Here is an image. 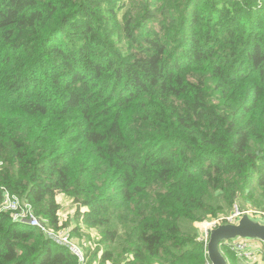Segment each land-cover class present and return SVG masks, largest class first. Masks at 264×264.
<instances>
[{
	"label": "trees",
	"instance_id": "16d2710c",
	"mask_svg": "<svg viewBox=\"0 0 264 264\" xmlns=\"http://www.w3.org/2000/svg\"><path fill=\"white\" fill-rule=\"evenodd\" d=\"M0 162V205L58 230L65 194L125 264H209L190 224L264 198V0H0ZM0 264L79 262L0 210Z\"/></svg>",
	"mask_w": 264,
	"mask_h": 264
},
{
	"label": "rangeland",
	"instance_id": "374dc122",
	"mask_svg": "<svg viewBox=\"0 0 264 264\" xmlns=\"http://www.w3.org/2000/svg\"><path fill=\"white\" fill-rule=\"evenodd\" d=\"M56 202L60 206L57 215L59 217L58 226L61 227L58 230L70 231L71 241L75 244H80L81 241L87 243L88 246L84 247L86 264H125L126 259L130 256L119 253L120 250H123L124 246L121 240H117L115 243L105 241L102 235L104 228L96 226L87 227L83 224L79 219L80 217H76L77 210L71 197L65 194H58L56 196ZM215 206L214 213L208 214L204 219L194 221L190 224L197 233V239L205 245L209 239L210 229L220 224L231 223L229 219L236 209L240 213V216L242 213H247L251 219L264 223V198L259 197L258 194H252L250 198L247 196H238L233 200L231 205H227L221 198H217L215 200ZM86 210L87 208L83 207L80 211L84 212ZM51 229L48 230L52 231ZM53 230L56 231L57 229ZM52 232L55 233L54 231ZM223 244V246H228L233 249L234 253H231L230 257H233L235 264H264V243L259 240H226L223 241ZM106 247L110 248V251H108L111 255L110 257L105 255Z\"/></svg>",
	"mask_w": 264,
	"mask_h": 264
},
{
	"label": "built area",
	"instance_id": "2783aa9c",
	"mask_svg": "<svg viewBox=\"0 0 264 264\" xmlns=\"http://www.w3.org/2000/svg\"><path fill=\"white\" fill-rule=\"evenodd\" d=\"M1 166V162H0ZM1 211H9L14 220L25 223L30 227L42 228L41 230L51 239L62 243L67 246L70 252L76 256L79 264H86V255L84 253V247L88 246L85 241H81L80 244H75L71 240L69 231L53 230L47 226V221L37 217L34 213L31 204L25 200L18 198L15 195L10 194L7 190L3 191V198L0 205ZM240 217V213L236 209L231 218V223L235 222ZM51 229L52 231L48 230Z\"/></svg>",
	"mask_w": 264,
	"mask_h": 264
},
{
	"label": "water",
	"instance_id": "95a60500",
	"mask_svg": "<svg viewBox=\"0 0 264 264\" xmlns=\"http://www.w3.org/2000/svg\"><path fill=\"white\" fill-rule=\"evenodd\" d=\"M238 239H256L264 243V223L251 219L247 213H242L234 223L220 224L210 229L206 244L210 264H228L219 245L226 240Z\"/></svg>",
	"mask_w": 264,
	"mask_h": 264
},
{
	"label": "crops",
	"instance_id": "0c3cea01",
	"mask_svg": "<svg viewBox=\"0 0 264 264\" xmlns=\"http://www.w3.org/2000/svg\"><path fill=\"white\" fill-rule=\"evenodd\" d=\"M57 201H58V203H59V200H58V198H57Z\"/></svg>",
	"mask_w": 264,
	"mask_h": 264
}]
</instances>
